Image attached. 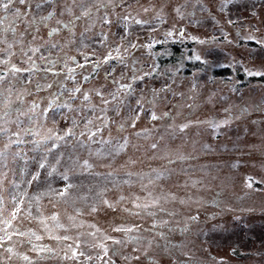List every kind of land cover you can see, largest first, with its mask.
Masks as SVG:
<instances>
[{"label": "rangeland", "instance_id": "rangeland-1", "mask_svg": "<svg viewBox=\"0 0 264 264\" xmlns=\"http://www.w3.org/2000/svg\"><path fill=\"white\" fill-rule=\"evenodd\" d=\"M221 1L113 0L107 11L96 12L93 9L94 14L90 18L83 17L77 25L74 39L66 34L58 40L63 53L74 54L80 60H85V54H88V59L94 56L103 59L111 52L113 57H119L112 60L113 65L120 62L117 67L105 68L104 64L90 81L82 80L84 74H90V65L87 70L86 66L77 67L76 80L70 82L69 89H65L71 92L75 87H81L76 99L68 101L72 110L62 108L60 114L51 111L45 120L42 113L46 105L45 108L38 106L33 115L28 111L32 105L25 104L21 112L27 115L17 114L29 124L35 120L41 136L48 135L50 128L53 136H64L68 128L74 132L61 142L59 149L48 154L45 167L50 162L49 166L36 180L32 177L37 174L40 159L45 157V148L30 146L28 185L19 183L11 189L14 197L24 194V205H35L38 200H43L48 227H53L54 221L50 219L53 213L60 212L61 237H70L62 239V251L73 253L79 249L91 255L87 252L88 246L94 239L95 243H101L103 236L102 231H96V226L100 227L97 223L113 229L118 226V221L110 213L127 209L143 213H201V217L207 220L206 228L216 230L204 239L209 242L210 249L207 250L218 256L219 261L230 263L229 248L244 239L247 233L251 235L249 245L254 248L264 246V76L247 74L240 77L234 72H264V35L260 41L262 45L240 44L247 41L252 32L263 34L264 24L252 27L244 18L242 26L232 28V13L220 11L225 4ZM79 2L77 0L73 4L72 0H57L61 5L57 10L59 18L65 20L75 13L80 15ZM86 3L91 4L93 0H86ZM68 7L72 8L71 15L65 11ZM145 7L150 11L144 12ZM175 8H180V14ZM48 9L50 7L44 4L40 9L33 7L32 15L43 14ZM126 15L129 16L127 20L124 19ZM105 17L108 22H105ZM138 19L149 23L137 24L135 21ZM237 30L244 33L237 35ZM201 40L205 43L198 42ZM131 44L138 47L132 48ZM176 47L177 52L172 50ZM117 48L119 53L115 51ZM196 55L201 57V61L193 59ZM17 59L21 57L17 55L12 61ZM134 60L138 61V76H144V79L131 83V95L121 94L123 104L114 102L107 106V112H102L101 108L105 106L96 90L104 98L111 99L110 93L116 90L117 85L111 86L108 79L114 77L122 84L128 83L126 75L131 73ZM165 60L169 61L167 66H160ZM184 66L191 72L181 70ZM113 68L115 72H112ZM104 71L108 78L103 77ZM145 73L149 75L145 76ZM121 75L123 79H120ZM16 79L9 76L0 85H12ZM65 84L67 87V81ZM85 92L90 96L89 101L83 99ZM89 105H95V110ZM153 112L157 120L151 119ZM137 114L140 118L135 120L133 127V118ZM29 117H32L31 121ZM88 119L94 120L89 127L97 133L92 141L88 140L89 133L84 128ZM225 120L228 123L221 124L218 129L207 123ZM183 124H189V127L181 132ZM97 127L101 130L97 131ZM81 131L86 135L80 136ZM78 141H83L85 147H79ZM125 142L126 146L121 148ZM52 143L48 141V146ZM65 143L74 145V149L66 147ZM153 143L157 144L156 149L151 147ZM3 149L4 145L0 144V150ZM59 153H63V158L57 165ZM6 155L7 166L11 167H20L22 159L27 160V157H16L13 148H9ZM178 156L186 159L177 160ZM84 160L92 165L90 169L81 166ZM169 160L176 162L170 164ZM0 165H4V161H0ZM53 165L57 171L50 176L48 173ZM66 169H71L67 182L59 175ZM152 169L162 173V178L156 180ZM2 172L0 196L5 194L10 178V175L5 176V169ZM147 174H150L152 183H149ZM69 182L75 187L66 198L50 191L61 189ZM248 183L252 187H248ZM105 199L114 207L105 205ZM154 200L159 202L154 204ZM136 204L141 207H136ZM144 204L149 207L144 208ZM213 204L221 207L222 211H218L219 217L209 218L210 213L217 212L209 206ZM93 205L96 212L90 210ZM3 207L4 213L10 214L16 205L13 200H3ZM235 212L238 216H234ZM100 215L103 220H91L101 219ZM219 219L224 225L217 226ZM125 244L128 252L129 243Z\"/></svg>", "mask_w": 264, "mask_h": 264}, {"label": "flooded vegetation", "instance_id": "flooded-vegetation-1", "mask_svg": "<svg viewBox=\"0 0 264 264\" xmlns=\"http://www.w3.org/2000/svg\"><path fill=\"white\" fill-rule=\"evenodd\" d=\"M221 2L225 4L224 6H221L222 8L220 11L232 13V28L242 26L241 20L244 18L249 21L252 27H254L255 24L258 26L264 24V0H222ZM34 3L35 0H33V5ZM44 5L49 6L50 9L43 14L35 16L38 18L39 16L47 15L50 11H54L55 16L48 22L47 27L43 25L40 27V31L36 34L37 40L32 41L33 46L42 43L40 40L41 37H43V41L45 42L44 46L41 47L40 52L34 56L40 70H34L32 73L21 72L17 74L16 77L18 79H16V82L14 81V84L0 85V114L7 110L4 108V101L6 99L11 102L14 109L18 108L20 111L22 110V105L25 104L31 106L35 103L39 107L41 105L44 106V108L46 105L47 108L49 100L53 98V94L60 96L58 103L64 101L72 102V100H69L71 98L70 90L65 89H69V86L71 85L70 82L76 80L78 72L77 65L84 64L86 66L85 70H87V67L90 65L92 68L90 74H81V76H89L88 81L99 73L102 69L101 66H104V64H100L99 68L94 71V65L103 60L99 59V56H94L86 61L80 60V57H77L74 54H66L61 51L58 40H60L62 35L66 37V34H69L70 39H74L76 36L77 25L83 21V17L81 20L76 22L73 32H69L67 29H62L59 33H54L52 37H49L48 32L52 28L60 27L56 23L57 20L67 23L72 20L74 16H78V14L75 13L71 18L61 20L57 15V10L61 6L60 3H57V0H54L53 3ZM229 8H232L233 10H230ZM101 10L105 11L104 9ZM24 29L25 24L21 23L17 29V37H19V33L24 31ZM240 30H237V35L243 34L246 31L245 29L243 30L244 32L241 33ZM29 31H31V29H29ZM263 35L264 33L262 34L259 32L251 33V36H254L258 41H262ZM9 38L11 39V36ZM256 40L248 39L240 44L245 43L244 45L248 46L262 45V42L257 43ZM29 41H31V36L26 37L25 47L28 46ZM52 43H56L58 47L51 48ZM70 43L71 42L69 41L68 44ZM1 47L3 46L1 45ZM14 50L18 52L19 46H16ZM41 54L46 57L50 55V58L57 62L54 65L46 64L45 61H41L39 59ZM29 55L32 54L29 53ZM85 56H88V54H85L84 57ZM68 57H75V61L68 59ZM12 62L20 68L29 67V64L23 63L22 59H17ZM137 63L138 61L134 60L133 65L130 67L131 73L126 75L128 83L137 81H132L130 79L132 75H139ZM21 64H25L26 67ZM119 64L113 65V62L111 61L109 65L106 64L105 68L112 66L117 67ZM45 67L51 68L52 70L50 72H45L43 71ZM68 68L74 69V78L69 76L67 71ZM133 68L135 69V72H133ZM109 71H111V69ZM234 72L240 77L247 76L245 71L234 70ZM103 77L108 78L107 72H103ZM113 79L114 77L108 79L111 86L115 85L111 83ZM65 81L68 83L67 87ZM47 84H52L53 87L50 89L46 88L45 86ZM37 85H41L42 90H37ZM9 88H11V92L8 91ZM61 93L62 95H60ZM17 97H21L22 99L18 100ZM61 110L62 108L56 109L55 106H53V111L60 114ZM17 114V112L13 111L10 116L6 118L7 122L0 121V126L8 129L7 135H0V144L4 145L7 142L8 136H12V139H16V137L12 134L20 132V135L25 140V143L21 145L14 144L10 148H13L15 153L20 150L22 157H27V160L25 161L22 159L23 164L20 167H11L10 165L5 167L4 165H0V173H3L4 171L2 172V169H5L7 175H10L7 182L9 187L7 186V190L4 195L1 194L3 200H13L14 196L11 194V189L15 187V184L21 183V186L28 185L27 174L29 167L27 163L29 162V154L31 150L30 146H33L31 141L40 139L38 136L25 135L22 132L23 128H38L37 126L39 124L35 120H32V123L29 124L25 118H22ZM17 120L21 121L19 127L15 123ZM40 162H45L46 164L44 158L40 159ZM49 163L47 164V167L49 166ZM47 167H39L37 173L40 175L43 174ZM53 167L56 166L53 165ZM8 189H10L9 192ZM21 198H23V196L16 197L17 200ZM42 202L43 200H38L35 205H20V211L17 213V219L13 220L12 227L7 229V233H14L18 230V233H25L24 235L17 233L11 235V239H8L6 233L0 231V236H5L2 246H0V264H264V246L254 248L252 245H249L248 242L251 240V235L248 233L243 236L244 239L241 241L238 240L237 244L232 245L229 248V253L232 256L230 263L227 261H219L218 256L207 250V248L210 249L209 242L204 239L206 235L209 233L212 234L216 230L206 228L208 223L205 221L207 220L202 218L201 213L199 212L191 213L190 215L182 213H155L153 216L149 215V213L133 212V210L130 212V209H127V211L124 212L110 214L113 215L114 218L116 217L118 226L123 225L125 227H132L134 230L131 233L126 234L124 232H114L112 229H106V225H101L96 222L101 227L96 226L97 229L100 228V231L103 232L100 242L105 243L109 249L107 256L103 254L102 249L99 247H93V245L97 244L94 239L92 244L88 246L87 251L91 253V255H88L87 253L85 254L77 249V255L73 258L71 252H67V250L62 251L63 240L54 238L57 236L61 237V227H57V223L61 225L62 215L59 214L60 212L57 213V211H55L53 214L57 215L58 220L56 223L54 221L52 228L48 227L49 222L46 221L48 216L45 214L46 212L43 209L44 204H42ZM209 206L217 210L215 214L210 213L209 218L218 216V211H222V208L217 207L216 204ZM29 211L31 212V215L28 214ZM102 215L105 216L106 214ZM234 216H238V214L235 212ZM4 217L11 219L10 214L4 213ZM193 217H196V219H192ZM91 220H103V218L101 216V219L92 218ZM41 221H43V223H41ZM164 221H167V223H164ZM219 221L220 224L217 226L224 225L221 223L220 219L218 222ZM154 224L156 225L155 227H153ZM4 227L5 225L0 223V228ZM170 229L171 231H169ZM32 233H35V235H32ZM159 233H164V238H162ZM105 235L118 239L121 243L113 244L111 240L105 241ZM36 236H40L41 239L37 240ZM129 237H137L138 239L133 241L129 239ZM126 242L129 243L128 252L125 251ZM245 242H247V244H245ZM166 244L169 246L168 253H165L163 250L164 245ZM173 245H178V247H172ZM8 248H11L12 251L8 252ZM113 249H118L119 254L113 255ZM80 253H83L84 255H80ZM25 256L28 257L27 260L24 259ZM89 256L92 257L91 260L87 259ZM98 257H102V259H98Z\"/></svg>", "mask_w": 264, "mask_h": 264}, {"label": "snow or ice", "instance_id": "snow-or-ice-1", "mask_svg": "<svg viewBox=\"0 0 264 264\" xmlns=\"http://www.w3.org/2000/svg\"><path fill=\"white\" fill-rule=\"evenodd\" d=\"M54 0H35V3L33 5V0H0V45H2L3 47H0V82H3L5 79H7L9 77V75H11L12 77H16L17 74L21 73V72H28V73H32L34 70H40L39 66L36 63V60L34 59V56L40 52L41 47L44 46V41H43V37L40 38V40L42 41L41 44L33 46L32 45V41H36L37 40V33L40 31V27L43 25L45 27H47V24L49 21H51L54 16H55V12L54 11H50L48 12L47 15L44 16H39L38 18L35 15H32V9L33 6L35 7V9H40L43 4H50L53 3ZM73 4L77 3V0H72ZM113 3V0H93V3L88 4L86 3V0H80L79 2V7L81 8V12L80 15L78 16H74L72 20H70L69 22L65 23L63 21L57 20L56 23L57 25H59L60 27H56V28H52L49 32H48V36L52 37L54 33H59L62 29H67L69 32H73L74 31V26L76 24L77 21L81 20L82 17H91L94 12L93 9H95L96 12H99L101 9H104L105 11H107V8L110 4ZM19 5V6H17ZM65 11L68 12L69 15L72 14V8L68 7L65 9ZM150 9L145 7L144 8V12H149ZM175 11L177 14H180V8H175ZM63 14V12L61 13ZM31 15V19L29 20L28 17ZM125 20L129 19V16L126 15L124 17ZM21 22H23L25 24V29L24 31L19 33V37H17V29L18 26L21 24ZM105 22L107 21V18L105 17ZM137 24H146L149 23V21L147 20H136L135 21ZM231 23V21H230ZM29 29H31V31H29ZM169 35H171V33H169ZM11 36V39L9 38ZM31 36V41H29L28 46L25 47V39L26 37ZM106 39V37H105ZM123 39V37H122ZM193 39H196L195 37H193ZM249 40H256V38L254 36H249L248 37ZM199 43L203 44L205 43V41H198ZM257 43H260V41L256 40ZM16 46H19V51L17 52L15 49ZM58 45L56 43H52L51 44V48H57ZM132 48H137L138 45L136 44H131ZM150 47V46H149ZM115 51L117 53H119V48L115 49ZM29 53H31L32 55H29ZM19 55L22 59L23 63L29 64L28 68H20L17 67V65L15 63L12 62V58ZM119 57H113L112 53L109 52L102 61L97 62L94 65V71L99 68L100 64H109L112 60L117 59ZM39 59L41 61H45L46 64L49 65H54L57 61L53 60L50 58L49 56H44V55H40ZM68 59L75 61V57H68ZM87 56H85V60L87 61ZM194 60L196 61H201V57L199 55H196L193 57ZM202 63H207V61H202ZM77 67L80 68H84L85 65L84 64H78ZM52 69L51 68H47L45 67L43 69V71L45 72H50ZM68 74L70 77H73V73H74V69L72 68H68L67 69ZM112 72H115V68L112 69ZM133 72H135V69L133 68ZM111 74V73H109ZM248 75L250 76H264V72H252V71H248L247 72ZM145 76L149 75V73H145ZM74 78V77H73ZM120 79H123V76L121 75ZM130 79L132 81H136V80H143L144 76H136V75H132L130 77ZM83 80L84 81H88L89 80V76H83ZM19 82V81H18ZM111 83L116 84V90L112 93H110V97L111 99H106L104 98L103 94L99 91L96 90V95L98 97H100V102L102 105H104L105 107L101 108L102 112H107L108 108L107 106L112 104V103H116L117 105L119 104H123L124 103V99L122 98L123 94L124 96L127 95H131L132 93V84L128 83V84H122L119 82V80L117 79H113L111 81ZM37 90H42L41 85H37ZM46 88H52L53 85L52 84H47L45 86ZM9 92H11V88L8 89ZM81 92V87L77 86L75 87L71 93L70 96L71 98L74 100L76 99V94ZM62 95V93L60 94ZM17 99H22L21 97H17ZM60 99V96L57 94H53V98L49 100L48 102V107L45 108L43 110L42 113V117L43 119L47 120L48 119V114L49 112L53 111V106H55L56 109H60V108H68L69 110H72V105L69 104L67 101L64 102H60L58 103ZM83 99L84 101H89L90 100V96L87 92L84 93L83 95ZM137 104L140 103L139 100H137L136 102ZM38 107V105H36L35 103L32 105V107L29 109L30 112L33 113V115H35V110ZM89 107L94 111L95 110V105H89ZM4 108L7 109L6 111H4L2 114H0V121H6V118L10 116V114L15 111L17 112L19 115H27V113L21 112L18 108L14 109L11 105V102L9 100H5L4 101ZM117 113H119V107H117ZM225 111L227 112L228 109H225ZM246 111V109H245ZM165 115H168L167 113H165ZM140 117L137 114L134 118H133V122H132V126L135 127V120H138ZM151 119L152 120H157L158 117L156 116V114L153 112L151 114ZM29 120H32V117H29ZM15 123L17 124V126L19 127L21 121L17 120L15 121ZM73 123H75V121H73ZM107 123V121H105V124ZM207 123H210L211 126L214 129H218L220 128L221 124H227L228 121H221L219 123L216 122H212V121H208ZM94 124V120L93 119H88L84 125L85 130H87V132L89 133L87 138L89 141H92L93 138L96 136V132H92L91 128L89 126ZM189 127V124H183L180 126V130L181 132H183L186 128ZM101 129L99 127H97V131H100ZM22 132L25 135H31V136H40V139H35L32 140L31 143L35 146L36 149L41 148L42 146H44L45 148V157H44V161L47 160V156L48 154L52 153L54 150L59 149L61 147V142L66 141V137H70L72 135H74L73 129L72 128H68L65 132L64 136H60V135H56L53 136L52 132L53 129H48V135H43L41 136L40 132L38 131L37 128H23ZM8 133V129L5 127L0 126V135H7ZM12 135H14L16 137V139H12V136H8L7 137V142L4 144V149L0 150V161H4V166L7 167V150L12 146V145H21L25 143V140L21 137L20 132H16L13 133ZM86 132L85 131H81L80 132V136H85ZM137 135H140V133H137ZM53 141V143L48 146V141ZM78 146L79 147H85V144L83 141H78ZM66 147L69 148H73L74 149V145L71 144H67L65 143ZM126 146V142L125 145H121V148H124ZM151 147L153 149L157 148V144L153 143L151 145ZM16 157L19 158H23L21 155V151L18 150L15 153ZM63 158V153H59L58 157L56 159V164L59 165L61 163V160ZM186 159L183 156H178L177 160H184ZM69 160H72V157L69 156ZM176 161L173 160H169V163H175ZM75 163V162H73ZM46 164L45 162H41L39 164L40 168H45ZM83 168L85 169H90L92 167V165L88 162V160H84L83 164L81 165ZM235 167V165H234ZM71 169H66L64 172L60 173V178L61 180L67 182L69 181L70 177H69V171ZM57 171L56 167H53L52 170L48 173V175H52L53 173H55ZM153 172L156 173L155 175V179L159 180L162 178V173L158 172L156 169H152ZM7 175V173H5V176ZM109 175H111V173H109ZM129 176L132 175V173H128ZM150 177V174H147ZM39 177V173H37L36 175H34L32 178L33 180L38 179ZM249 180H251V178H248ZM125 183H128V181H125ZM149 183H152V178H149ZM3 181H0V186H2ZM248 187H252L251 183L247 184ZM16 187H19V185H16ZM75 186L72 183H66L64 185L63 188L61 189H50V191L52 193H55L57 196H59L60 198H66L67 196L70 195V190L72 188H74ZM144 187H147L146 185ZM24 194H21V197ZM97 195L99 196L100 193H97ZM149 195H151V193H149ZM82 199H87V197H82ZM121 200L124 199L123 196L120 197ZM137 199H139V197H137ZM158 200H154L153 203H158ZM183 202V201H181ZM13 203L16 205V207L12 210V212L10 213L11 219L5 218L4 217V212L5 209L3 207V197L0 196V223H3L5 225L4 228H0V231H3L6 233V236L8 239H11V235L13 234H17V232L14 233H7V229L12 227V221L17 219V213L20 211V205H22L24 203L23 198H21L18 202L16 197H13ZM103 203L105 205H107L110 208H113L114 205H112L111 203H109L108 200H104ZM136 207H141V205L136 204ZM144 208H148L149 205L148 204H144L143 205ZM92 212H96L97 208L93 205L90 209ZM161 211H163V209H161ZM77 212L79 213V209H77ZM29 215H31V212L29 211L28 213ZM149 215H155L154 212H150ZM51 220L53 221H57L58 217L56 214H53L50 217ZM69 219H72V217H69ZM192 219H196V217H193ZM41 223H43V221H41ZM164 223H167V221H164ZM156 225L154 224L153 227H155ZM57 227H63V225H60L59 223H57ZM94 227V226H93ZM134 229L132 227H125L123 225L114 227L112 229V231L114 232H124V233H131ZM97 232L100 231V229H96ZM171 231V229L169 230ZM20 235H24L25 233H18ZM32 235H35V233H32ZM91 235H95L94 233H91ZM159 235L164 238V233H159ZM55 239H64V240H68L70 239V237L68 236H63V237H54ZM36 239L39 240L41 239L40 236H36ZM129 239L136 241L138 238L137 237H129ZM5 240V236H0V246H2V242ZM104 240H111L113 244H120L121 241L118 239H115L111 236H104ZM150 243V242H149ZM71 247V246H69ZM93 247H99L100 249H102L103 254L105 256H107L108 254V247L106 246L105 243L101 242L98 244L93 245ZM168 245H164V252L168 253ZM172 247H178V245H173ZM8 252H11L12 249L8 248L7 249ZM113 255H118L119 254V250L118 249H113ZM73 258L76 257L77 253L75 251H73L72 253ZM80 255H84L83 253H80ZM25 260L28 259L27 256L24 257ZM88 260H91L92 257H87ZM98 259H102V257H98ZM138 259V257H137Z\"/></svg>", "mask_w": 264, "mask_h": 264}, {"label": "trees", "instance_id": "trees-1", "mask_svg": "<svg viewBox=\"0 0 264 264\" xmlns=\"http://www.w3.org/2000/svg\"><path fill=\"white\" fill-rule=\"evenodd\" d=\"M172 50L177 52L178 48L176 47V48H173ZM168 63H169V61L165 60L164 62H161L159 65L160 66H167ZM184 69H186V70H184ZM181 70L185 71V73L191 72V69L190 68H186V66H184L183 69L181 68Z\"/></svg>", "mask_w": 264, "mask_h": 264}]
</instances>
